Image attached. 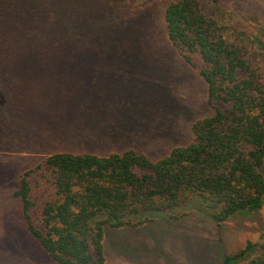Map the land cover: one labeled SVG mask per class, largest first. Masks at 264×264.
Segmentation results:
<instances>
[{"label":"rangeland","instance_id":"rangeland-1","mask_svg":"<svg viewBox=\"0 0 264 264\" xmlns=\"http://www.w3.org/2000/svg\"><path fill=\"white\" fill-rule=\"evenodd\" d=\"M167 0H0V264H56L33 240L13 192L49 154L104 156L133 149L151 160L194 140L211 114L206 85L169 42ZM264 77V0H199ZM264 179V161L259 168ZM29 177V209L44 189ZM185 207L176 219L105 227L103 264H247L264 243V194L254 211L219 226Z\"/></svg>","mask_w":264,"mask_h":264},{"label":"trees","instance_id":"trees-1","mask_svg":"<svg viewBox=\"0 0 264 264\" xmlns=\"http://www.w3.org/2000/svg\"><path fill=\"white\" fill-rule=\"evenodd\" d=\"M166 36L183 58L196 55L211 114L194 121V140L151 160L125 149L104 156L56 152L22 171L13 194L26 229L56 264H103L105 227H135L176 219L185 207L217 226L238 212L257 210L264 179V77L245 49L227 41L223 26L199 0H167ZM40 177L43 198L33 222L29 177ZM262 251L247 264H264ZM246 242L232 264L251 250Z\"/></svg>","mask_w":264,"mask_h":264}]
</instances>
